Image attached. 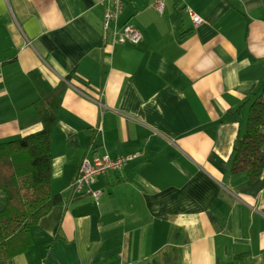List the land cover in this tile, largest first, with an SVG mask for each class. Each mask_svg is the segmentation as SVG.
Here are the masks:
<instances>
[{"label":"crops","instance_id":"0c3cea01","mask_svg":"<svg viewBox=\"0 0 264 264\" xmlns=\"http://www.w3.org/2000/svg\"><path fill=\"white\" fill-rule=\"evenodd\" d=\"M155 1L123 0L104 31L103 0H0V142L41 130L34 102L63 87V203L0 264H264V171H231L264 85V0ZM125 24L139 44L119 42ZM104 152L141 154L99 176L97 202L71 184Z\"/></svg>","mask_w":264,"mask_h":264},{"label":"trees","instance_id":"16d2710c","mask_svg":"<svg viewBox=\"0 0 264 264\" xmlns=\"http://www.w3.org/2000/svg\"><path fill=\"white\" fill-rule=\"evenodd\" d=\"M63 87L42 92L34 102L43 128L0 142V190L6 203L0 209V261L24 251L30 230L51 209L63 203L52 187V131ZM234 174L258 180L264 171V85L251 102L246 130L234 145Z\"/></svg>","mask_w":264,"mask_h":264},{"label":"built area","instance_id":"2783aa9c","mask_svg":"<svg viewBox=\"0 0 264 264\" xmlns=\"http://www.w3.org/2000/svg\"><path fill=\"white\" fill-rule=\"evenodd\" d=\"M106 9L103 17V29L108 31L115 24L123 10V0H103ZM156 8L159 12L164 13L166 10V0H156ZM196 25L203 22L193 11L188 10ZM142 34L139 30L130 24H125L118 32L120 43L139 44L142 41ZM140 152L127 153L119 156H112L108 152L96 154L91 158L85 157L79 165L78 172L72 181L71 188L73 191H82L86 189L93 198L98 202L102 191L95 189L99 176L108 172L119 171L125 168L140 156Z\"/></svg>","mask_w":264,"mask_h":264},{"label":"rangeland","instance_id":"374dc122","mask_svg":"<svg viewBox=\"0 0 264 264\" xmlns=\"http://www.w3.org/2000/svg\"><path fill=\"white\" fill-rule=\"evenodd\" d=\"M5 203H6V197H5L4 193L1 191V194H0V209L3 208Z\"/></svg>","mask_w":264,"mask_h":264}]
</instances>
